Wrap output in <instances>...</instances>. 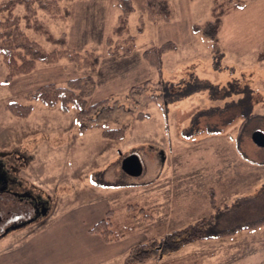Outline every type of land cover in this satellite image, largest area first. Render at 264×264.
I'll return each mask as SVG.
<instances>
[{"label": "rangeland", "instance_id": "rangeland-1", "mask_svg": "<svg viewBox=\"0 0 264 264\" xmlns=\"http://www.w3.org/2000/svg\"><path fill=\"white\" fill-rule=\"evenodd\" d=\"M133 1L136 10L129 19L138 45L135 56L141 59L144 49L168 40H174L178 48L166 55L161 69L152 70L153 82L140 93L151 99L142 107L149 116L138 118L123 139L106 140L98 129L82 132L74 107L63 110L59 105L47 106L33 101V110L27 118L13 115L7 105L14 101L28 103L24 98L26 92L47 83H64L71 78L95 75V72L66 62L40 64L32 74L5 83L7 70L0 57V153L13 163L22 180L20 185H14L15 189L48 200L51 208L42 221L13 228L0 237V254L12 252L39 227L58 221L62 216L76 214L86 219L92 209L103 211L110 207L125 221L132 214L127 210L128 205L136 203L152 210L155 218L146 221L137 217L135 231L121 239L126 248L124 253L116 255L108 264H123L133 245L152 238L160 239L213 214L219 216L217 221L206 225V233L213 238L168 251L161 259L146 264H264L253 247L257 236L250 234L249 229L228 235V209L225 210L228 169L215 170L226 146L228 151V138L199 142V135H205L207 129L236 132L245 119V134L256 128L264 133V59L259 58L264 46V0H249L244 8L228 10L218 31L221 42L220 48L215 49L219 51L216 55L211 51L212 37L195 34L192 29L194 23L203 25L213 20V0H173L177 9L173 22L155 25L146 21L144 31L139 33L136 26L140 16L145 14L147 0ZM71 8L69 20H49L48 26L56 34L65 33L75 49L102 54L97 75L99 87L91 101L108 96L124 97L133 85L127 87L126 80L115 84L105 78L107 68L114 67L120 72L122 69L117 58L105 54V39L118 21L119 9L115 1L75 0ZM30 36L44 42L41 36L33 33ZM209 106L213 109L208 110ZM232 118L234 121L229 124ZM164 124H168V128H164ZM159 143L176 159L179 177H183L185 186L181 202L160 204L150 197L145 187L147 170L140 176H132L121 167L123 158L131 153H137L145 163L155 155ZM248 146L255 150L248 152ZM236 147L251 161L264 160V147L250 139L244 144L237 143ZM195 164L201 165L202 170L190 176ZM204 166L209 168L205 172ZM189 177L198 185L195 195L187 187ZM210 191L216 192V203L222 208L220 212L210 203ZM245 204H231L230 213H237ZM256 204L250 206L256 208ZM0 213L11 223L28 218L32 209L9 196H0ZM88 222L89 218L84 220L85 224ZM248 222L245 217H239L229 225V230H237ZM235 235L242 236L228 241V237Z\"/></svg>", "mask_w": 264, "mask_h": 264}, {"label": "trees", "instance_id": "trees-1", "mask_svg": "<svg viewBox=\"0 0 264 264\" xmlns=\"http://www.w3.org/2000/svg\"><path fill=\"white\" fill-rule=\"evenodd\" d=\"M75 0H0V57L6 67L4 82L10 83L17 77L32 74L40 64L55 65L61 62L75 64L83 70L96 72L102 62V54L93 51H79L70 45L65 33L56 34L48 26L49 20H69L71 4ZM119 9L118 21L112 32L105 39L108 56L131 54L137 48L135 34L132 33L129 16L136 10L133 0H114ZM249 0H213V20L203 25L193 24V32L212 37L211 51L215 55L220 48L218 31L228 10L241 9ZM177 9L173 0H147L146 11L141 15L136 32H143L146 21L155 25L171 23L176 19ZM41 36L44 42L32 38L30 34ZM178 48L174 40L148 47L143 50V57L148 65L159 70L163 67L166 55ZM264 59V46L259 53ZM63 60V61H62ZM148 79L142 84L133 85L122 98L106 97L97 102L91 99L97 90L95 75L87 74L66 80L64 83H47L25 93L28 103L10 102L7 107L13 115L27 118L33 110V101L47 106L59 105L63 110L71 107L76 109V121L79 129L86 132L98 129L100 135L110 141L125 138L131 126L138 118L149 116L143 106L150 102V97H143L152 83ZM162 85V82H156ZM247 119L244 120L245 124ZM210 203L219 212L221 207L216 203V192L210 191ZM228 209L226 205L225 210ZM132 213L127 220L119 219L114 209H109L90 230L92 234L100 235L107 243L116 242L132 234L135 229V219L141 216L146 221L153 220L152 210L136 203L128 205ZM219 215V214H218ZM219 217V216H218ZM217 214L203 218L182 228L169 232L164 237L152 238L130 247L123 264H146L153 259H161L168 251H177L186 245L197 241L213 238L206 233V225L214 224ZM246 226L240 229L253 230L264 225V218L248 220Z\"/></svg>", "mask_w": 264, "mask_h": 264}, {"label": "crops", "instance_id": "crops-1", "mask_svg": "<svg viewBox=\"0 0 264 264\" xmlns=\"http://www.w3.org/2000/svg\"><path fill=\"white\" fill-rule=\"evenodd\" d=\"M111 58H117L116 60L118 64L121 63L122 69L120 72L114 67L107 68L105 70L107 72L105 77L107 82L113 81L115 84H121L126 80V85L129 87L137 85L139 81L144 80L143 82H145L148 79H152L150 76L153 69L145 61L143 52L141 59L135 56V51L131 54H118ZM98 72L99 69L94 73L98 83L97 90L99 87ZM120 73L123 77L120 76ZM115 74L118 75L116 79L113 78ZM213 106H216V103ZM206 108L208 110L213 109L212 106ZM205 116L208 117L209 114H205ZM225 117V122H227L228 117L226 115ZM233 121L234 118L228 120V123L231 124ZM164 125V128H168V124ZM245 128L246 123L242 124L236 132H233V129L228 131L207 129L208 132L205 135H199V142L205 139L212 140V138L217 137L228 138V151L226 146L224 155L222 158H218L221 161L215 167V170L228 169V235L236 233L229 230V225L234 223L239 217H245L247 221L255 218H264V160L259 162L251 161L236 147L237 143L241 142L244 144L247 139L253 141V132L259 129L256 128L250 134H245L243 131ZM209 144L213 143L209 142ZM158 145L155 155L147 158V162L145 161L144 163L143 161L144 170H147L148 176L145 187L148 188L150 197L156 199L160 204L170 201L181 202L184 197L185 185L183 177H179L180 170L176 168V159L169 156V151L166 150L163 144L159 143ZM254 150L251 146H248V152H253ZM171 154L173 153L171 152ZM214 163L216 164V158H214ZM221 163H223V167ZM195 165V167L190 169V176H192L191 174L194 171L202 170L201 165ZM207 169H209L207 166L203 167L204 172ZM188 180L187 187L190 188V193L195 195L198 185L190 177ZM216 192L218 194L217 188ZM95 198L97 199V197ZM238 202L246 204L240 207L237 213H230L231 204ZM254 202L257 203L256 208L250 206ZM109 209L110 207H105L103 211L92 209V213L89 215L87 213L86 219L89 218L87 224L84 223L86 219L74 214L68 217L62 216L58 221H52L43 227H39L26 242L15 250L7 254H0V263L108 264L116 255L124 253L126 248L122 245V240L107 243L100 235L92 234L89 230L105 216ZM250 213L254 214V217ZM250 232V234L257 236V243L253 246L255 253L259 259L264 260V225L250 230ZM235 236L238 237L234 239ZM235 236L228 237V241H236L242 235Z\"/></svg>", "mask_w": 264, "mask_h": 264}, {"label": "flooded vegetation", "instance_id": "flooded-vegetation-1", "mask_svg": "<svg viewBox=\"0 0 264 264\" xmlns=\"http://www.w3.org/2000/svg\"><path fill=\"white\" fill-rule=\"evenodd\" d=\"M21 178L16 174V168L13 163L5 159L4 155L0 153V196H9L18 204L29 205L32 209V215L23 221L35 218L32 223L39 222L44 219L51 211L50 202L48 200L39 199L38 196L29 191H18L15 189V184H21ZM47 209L43 213L44 209ZM23 221L14 220L9 223L6 216L0 213V237L8 233L13 226L22 223ZM31 223V222H30ZM23 226V225H21ZM19 226V227H21Z\"/></svg>", "mask_w": 264, "mask_h": 264}, {"label": "water", "instance_id": "water-1", "mask_svg": "<svg viewBox=\"0 0 264 264\" xmlns=\"http://www.w3.org/2000/svg\"><path fill=\"white\" fill-rule=\"evenodd\" d=\"M253 141L258 145L263 147L264 146V133L260 130H256L252 134ZM121 167L123 171L132 176H140L144 171V163L141 157L137 153H131L127 156H125L122 160ZM46 208L44 209L43 213L46 212ZM35 218H31L29 220L23 221L22 223H19L13 228L19 227L21 225L28 224L32 222Z\"/></svg>", "mask_w": 264, "mask_h": 264}]
</instances>
